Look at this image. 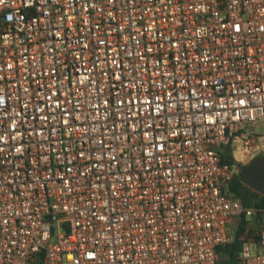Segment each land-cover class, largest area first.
<instances>
[{"label":"built area","instance_id":"1","mask_svg":"<svg viewBox=\"0 0 264 264\" xmlns=\"http://www.w3.org/2000/svg\"><path fill=\"white\" fill-rule=\"evenodd\" d=\"M260 124L264 0H0V264H219Z\"/></svg>","mask_w":264,"mask_h":264},{"label":"trees","instance_id":"2","mask_svg":"<svg viewBox=\"0 0 264 264\" xmlns=\"http://www.w3.org/2000/svg\"><path fill=\"white\" fill-rule=\"evenodd\" d=\"M223 161L232 167L237 164L230 147L226 149ZM228 195L242 202L246 207L258 210L253 218L247 217L245 214L242 215L239 219L238 229L235 232L233 241L220 248L221 260L219 264H239V252L243 243L252 237L256 245L258 243L259 232L264 222V195L244 184L239 177V173L234 176L228 188ZM43 255L41 253L34 264H43Z\"/></svg>","mask_w":264,"mask_h":264},{"label":"water","instance_id":"3","mask_svg":"<svg viewBox=\"0 0 264 264\" xmlns=\"http://www.w3.org/2000/svg\"><path fill=\"white\" fill-rule=\"evenodd\" d=\"M239 177L244 184L264 195V156L253 157L241 168Z\"/></svg>","mask_w":264,"mask_h":264},{"label":"rangeland","instance_id":"4","mask_svg":"<svg viewBox=\"0 0 264 264\" xmlns=\"http://www.w3.org/2000/svg\"><path fill=\"white\" fill-rule=\"evenodd\" d=\"M254 130L258 133L259 137V150L256 154H262L264 156V124L253 126ZM231 152L233 153L234 157L240 162V164H246L248 163V160H246L249 157V151L243 146V143L236 139L232 146H231ZM241 166V165H240ZM240 166L238 165L236 169V173H239ZM239 224V219H235L231 223L232 229L235 231L237 226Z\"/></svg>","mask_w":264,"mask_h":264},{"label":"crops","instance_id":"5","mask_svg":"<svg viewBox=\"0 0 264 264\" xmlns=\"http://www.w3.org/2000/svg\"><path fill=\"white\" fill-rule=\"evenodd\" d=\"M230 148H231V146H230ZM232 153V152H231ZM233 154V153H232ZM255 156V154L254 155H249V157L246 159V160H251L253 157ZM236 162H237V164L235 165V169H237V167H238V165L240 164V162L236 159Z\"/></svg>","mask_w":264,"mask_h":264},{"label":"flooded vegetation","instance_id":"6","mask_svg":"<svg viewBox=\"0 0 264 264\" xmlns=\"http://www.w3.org/2000/svg\"><path fill=\"white\" fill-rule=\"evenodd\" d=\"M257 155H262V154H255V156H257ZM255 156H254V157H255ZM262 156H263V155H262ZM249 161H250V160H249ZM249 161H248V162H249ZM246 164H247V163H246ZM246 164H239V166L241 165V166H240V170H241V168H242L244 165H246ZM240 170H239V172H240Z\"/></svg>","mask_w":264,"mask_h":264}]
</instances>
